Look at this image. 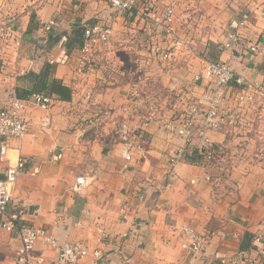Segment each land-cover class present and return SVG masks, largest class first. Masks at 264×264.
I'll return each instance as SVG.
<instances>
[{
	"label": "crops",
	"instance_id": "0c3cea01",
	"mask_svg": "<svg viewBox=\"0 0 264 264\" xmlns=\"http://www.w3.org/2000/svg\"><path fill=\"white\" fill-rule=\"evenodd\" d=\"M198 8L179 10L182 32L198 52L221 60L233 52L237 73L264 82V55L257 49L264 39V0H204ZM245 14L249 18L239 26ZM10 17L17 18L13 28L22 46L0 50V108L13 96L30 98L43 79L73 91L69 100L54 95L50 110L29 102L28 134L11 139L7 157L0 158V178L9 165L27 159L14 191L13 208L26 214L22 223L45 230L58 243L79 240L91 251L99 249L101 257L90 254L87 264H222L218 255L233 258L240 251L264 249V123L213 133L219 163L202 156L200 163L190 162L187 155L195 150L190 146L177 179L170 181L165 153L170 138L160 120L143 130L153 145L145 153L133 150L127 162L105 117L130 90L126 72L135 47L148 45L149 26L106 0H0V20ZM51 20L56 24L47 29ZM99 23L113 27L111 42L92 65L82 67L84 28ZM236 30L239 42L234 50L225 48L227 34ZM199 69L200 61L193 59L163 76L156 85L163 110L174 105L176 90L191 86L195 95L203 92L191 82ZM88 91L91 100L85 98ZM241 141L244 150L237 152ZM80 176L86 183L76 189ZM233 186L236 191L225 194ZM215 192L225 196L214 201ZM188 225L215 233L203 253L182 248L181 230ZM243 242H251L249 249H241ZM20 245L17 229L0 231V264H22ZM58 253L59 246L39 240L30 264H59Z\"/></svg>",
	"mask_w": 264,
	"mask_h": 264
},
{
	"label": "built area",
	"instance_id": "2783aa9c",
	"mask_svg": "<svg viewBox=\"0 0 264 264\" xmlns=\"http://www.w3.org/2000/svg\"><path fill=\"white\" fill-rule=\"evenodd\" d=\"M45 2L50 0H44ZM116 11L126 14L129 18H137L144 22L150 31L148 45L139 49L135 47V55L126 72L130 90L122 102L105 112V117L114 128L112 133L122 145L121 154L127 162L133 160V150L145 153L152 145L153 138L144 135L145 125L150 121L160 120L162 127L170 138L166 150V174L169 180L177 179V166L184 159L187 149L192 146L197 153L212 163H219L220 156L213 133H226L238 130L246 124L264 123V82L248 78L236 72L232 61L237 56L232 52L228 60L211 58L208 53L198 52L192 37L182 32L185 21L179 10L196 9L204 0H106ZM248 14L243 16L239 26H244ZM17 18L10 17L0 20V50L14 48L19 50L22 39L17 35L13 24ZM56 24L51 20L47 29ZM162 34V39L155 32ZM113 36V27L106 24H92L84 28L80 47L82 67L92 65L97 53L107 47ZM241 37L240 31H230L223 46L234 50ZM260 41V40H259ZM136 44V43H135ZM259 54L264 55V39L259 46ZM193 59L200 61V69L191 77L193 85H202L203 92L197 96L190 86L175 92V103L171 109L163 110L162 92L156 86L163 76ZM51 59V63H55ZM190 62V63H189ZM159 71V72H158ZM92 92L85 95L91 100ZM30 99V100H29ZM29 102L43 110H50L54 102V94L38 91L28 99L13 96L0 108V158L7 157L11 139H23L29 130V123L24 112ZM245 141L237 144V152L244 150ZM27 159L21 157L14 165H9L0 178V231L17 229L21 245L18 250V261L30 264L32 252L39 240L59 246V264H87L86 258L93 254L100 258L99 249L91 251L83 241L58 240L45 230L26 224L23 209L13 208L14 191L19 176L25 168ZM208 180L214 178L209 174ZM86 183L85 176L77 178L74 188L80 189ZM236 191L229 188L225 194ZM225 194L215 192L213 200ZM33 209L32 212H38ZM182 248L191 253H203L207 242L215 235L214 232L200 233L192 226H183ZM256 242L261 238L256 237ZM222 264H264V249L254 253L238 252L233 258L218 255ZM42 262V261H41Z\"/></svg>",
	"mask_w": 264,
	"mask_h": 264
},
{
	"label": "trees",
	"instance_id": "16d2710c",
	"mask_svg": "<svg viewBox=\"0 0 264 264\" xmlns=\"http://www.w3.org/2000/svg\"><path fill=\"white\" fill-rule=\"evenodd\" d=\"M48 74H49V70H47L46 72V75ZM46 81L47 80L45 79L41 80L40 83L36 86L35 92L46 90L50 94L57 95L60 99H63V100L71 99L73 91L70 87L62 84L61 82L55 79L49 80L50 82L48 81L46 82ZM187 158L190 162H194V163H197V162L200 163L201 161H203V158L200 155H198L196 150L192 151L190 155H187ZM250 245H251V242H248V243L243 242L241 245V249H244V250L249 249Z\"/></svg>",
	"mask_w": 264,
	"mask_h": 264
},
{
	"label": "rangeland",
	"instance_id": "374dc122",
	"mask_svg": "<svg viewBox=\"0 0 264 264\" xmlns=\"http://www.w3.org/2000/svg\"><path fill=\"white\" fill-rule=\"evenodd\" d=\"M113 60H115V59H113Z\"/></svg>",
	"mask_w": 264,
	"mask_h": 264
}]
</instances>
